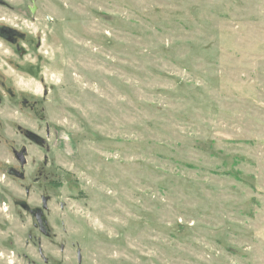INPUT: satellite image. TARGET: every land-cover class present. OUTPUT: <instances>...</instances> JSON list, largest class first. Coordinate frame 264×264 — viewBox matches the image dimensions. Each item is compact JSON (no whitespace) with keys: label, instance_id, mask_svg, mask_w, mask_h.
Returning a JSON list of instances; mask_svg holds the SVG:
<instances>
[{"label":"rangeland","instance_id":"1","mask_svg":"<svg viewBox=\"0 0 264 264\" xmlns=\"http://www.w3.org/2000/svg\"><path fill=\"white\" fill-rule=\"evenodd\" d=\"M0 26V264H264V0H0Z\"/></svg>","mask_w":264,"mask_h":264},{"label":"flooded vegetation","instance_id":"2","mask_svg":"<svg viewBox=\"0 0 264 264\" xmlns=\"http://www.w3.org/2000/svg\"><path fill=\"white\" fill-rule=\"evenodd\" d=\"M15 32H17V31H15L14 29H11V28L5 27V26H0V39H2V41H5L7 43H8V41L10 43L16 42V40L18 38L17 37L18 33H15ZM16 152H19V151H16ZM16 152H15V158H16ZM24 158H25V154H24ZM16 160H17V158H16ZM17 162H18V160H17ZM18 164H19V162H18ZM25 164H26V160H25ZM19 166H20V164H19Z\"/></svg>","mask_w":264,"mask_h":264},{"label":"water","instance_id":"3","mask_svg":"<svg viewBox=\"0 0 264 264\" xmlns=\"http://www.w3.org/2000/svg\"><path fill=\"white\" fill-rule=\"evenodd\" d=\"M24 154H25V149H21V151L16 152V158L21 167L24 166L25 164Z\"/></svg>","mask_w":264,"mask_h":264}]
</instances>
